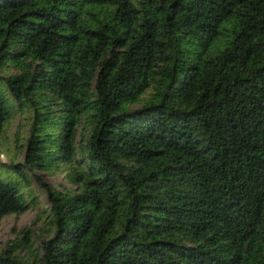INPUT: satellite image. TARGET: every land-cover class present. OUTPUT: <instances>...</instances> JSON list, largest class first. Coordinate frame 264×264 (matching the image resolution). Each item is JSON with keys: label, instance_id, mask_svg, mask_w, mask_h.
<instances>
[{"label": "trees", "instance_id": "obj_1", "mask_svg": "<svg viewBox=\"0 0 264 264\" xmlns=\"http://www.w3.org/2000/svg\"><path fill=\"white\" fill-rule=\"evenodd\" d=\"M21 111L0 222L34 179L50 234L0 264H264V0H0V148Z\"/></svg>", "mask_w": 264, "mask_h": 264}, {"label": "rangeland", "instance_id": "obj_2", "mask_svg": "<svg viewBox=\"0 0 264 264\" xmlns=\"http://www.w3.org/2000/svg\"><path fill=\"white\" fill-rule=\"evenodd\" d=\"M14 71L16 70H2L1 72L9 74ZM30 114L29 111L16 112L8 121L6 136L3 138V145L0 148L1 162L9 164L13 159L16 161L23 159V153L18 151L17 145L24 143L29 134ZM42 176L48 184L57 190L73 188L62 171L45 172ZM24 191L32 194L29 195V200L34 196L35 201L24 214H11L2 219L0 222V253L6 248L8 242L16 239L20 231L26 227H30L31 238L36 240L37 244L49 237L50 203L44 188L32 179L29 186H25Z\"/></svg>", "mask_w": 264, "mask_h": 264}]
</instances>
